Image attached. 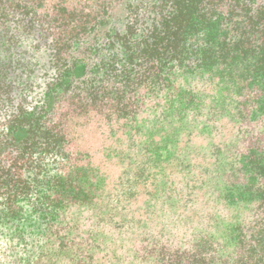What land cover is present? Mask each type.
<instances>
[{"label": "trees", "instance_id": "obj_1", "mask_svg": "<svg viewBox=\"0 0 264 264\" xmlns=\"http://www.w3.org/2000/svg\"><path fill=\"white\" fill-rule=\"evenodd\" d=\"M80 1L0 0L1 46L54 57L0 112V264H264V0ZM67 98L128 142L118 178Z\"/></svg>", "mask_w": 264, "mask_h": 264}, {"label": "rangeland", "instance_id": "obj_2", "mask_svg": "<svg viewBox=\"0 0 264 264\" xmlns=\"http://www.w3.org/2000/svg\"><path fill=\"white\" fill-rule=\"evenodd\" d=\"M67 1L70 4H78L79 0H66V3ZM82 3H86V0H81L80 4ZM1 45L0 42V81L4 76L5 83L9 85V94L4 96L0 94V112L7 110L5 107L10 106L15 109L26 93L31 92L28 98L29 102H36L40 96L37 94L47 89V86L50 85L47 80L51 75H54L52 52L45 48H39L40 43L35 35L19 36L16 46L9 49H5ZM62 89L64 91V88ZM71 103V100L67 98L61 114L54 117L56 122L66 120L65 125L61 124V128L64 129L63 132L70 147L75 152L79 149L89 153L97 166L118 178L121 171L116 167L117 160L113 159V155L110 156L112 160H108L106 157L109 152L116 151L118 147L127 146L128 142L124 137H121L122 133L113 137L112 124L106 122L102 116L96 113L69 118L73 109ZM73 115H77V112ZM65 116L69 117L64 118ZM3 117L4 113L1 115L0 121ZM118 137L121 138L117 141Z\"/></svg>", "mask_w": 264, "mask_h": 264}]
</instances>
